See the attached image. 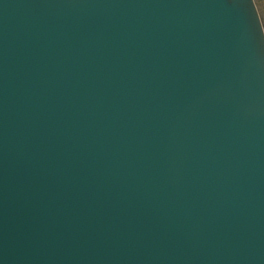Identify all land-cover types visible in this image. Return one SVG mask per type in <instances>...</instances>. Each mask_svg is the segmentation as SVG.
Returning a JSON list of instances; mask_svg holds the SVG:
<instances>
[{
    "label": "water",
    "instance_id": "1",
    "mask_svg": "<svg viewBox=\"0 0 264 264\" xmlns=\"http://www.w3.org/2000/svg\"><path fill=\"white\" fill-rule=\"evenodd\" d=\"M0 264H264L251 0H0Z\"/></svg>",
    "mask_w": 264,
    "mask_h": 264
},
{
    "label": "rangeland",
    "instance_id": "2",
    "mask_svg": "<svg viewBox=\"0 0 264 264\" xmlns=\"http://www.w3.org/2000/svg\"><path fill=\"white\" fill-rule=\"evenodd\" d=\"M254 2L260 16L261 11L264 10V0H254Z\"/></svg>",
    "mask_w": 264,
    "mask_h": 264
},
{
    "label": "snow or ice",
    "instance_id": "3",
    "mask_svg": "<svg viewBox=\"0 0 264 264\" xmlns=\"http://www.w3.org/2000/svg\"><path fill=\"white\" fill-rule=\"evenodd\" d=\"M251 3H252V0H251ZM258 19H259V26L262 32V30H264V10L261 11L260 17Z\"/></svg>",
    "mask_w": 264,
    "mask_h": 264
}]
</instances>
